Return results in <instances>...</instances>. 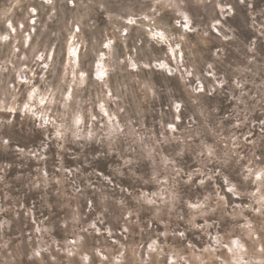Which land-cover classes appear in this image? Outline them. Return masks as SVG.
Returning a JSON list of instances; mask_svg holds the SVG:
<instances>
[{"label":"rangeland","instance_id":"obj_1","mask_svg":"<svg viewBox=\"0 0 264 264\" xmlns=\"http://www.w3.org/2000/svg\"><path fill=\"white\" fill-rule=\"evenodd\" d=\"M0 264H264V0H0Z\"/></svg>","mask_w":264,"mask_h":264},{"label":"bare ground","instance_id":"obj_2","mask_svg":"<svg viewBox=\"0 0 264 264\" xmlns=\"http://www.w3.org/2000/svg\"><path fill=\"white\" fill-rule=\"evenodd\" d=\"M184 19H186V21H189V17L187 16V14H185V12H184Z\"/></svg>","mask_w":264,"mask_h":264},{"label":"snow or ice","instance_id":"obj_3","mask_svg":"<svg viewBox=\"0 0 264 264\" xmlns=\"http://www.w3.org/2000/svg\"><path fill=\"white\" fill-rule=\"evenodd\" d=\"M257 179H259V176L257 177ZM235 243V242H234Z\"/></svg>","mask_w":264,"mask_h":264}]
</instances>
